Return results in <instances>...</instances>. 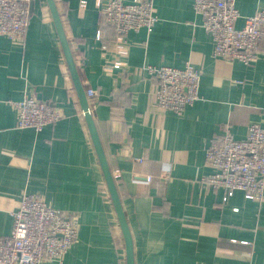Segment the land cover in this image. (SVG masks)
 <instances>
[{
	"label": "crops",
	"instance_id": "crops-1",
	"mask_svg": "<svg viewBox=\"0 0 264 264\" xmlns=\"http://www.w3.org/2000/svg\"><path fill=\"white\" fill-rule=\"evenodd\" d=\"M87 98L132 239L134 264H264V199L202 180L212 139L245 138L264 121V43L246 66L213 56L192 0H153L150 34L130 33L117 53L97 1L53 0ZM127 3L133 0H123ZM24 44L0 36V238L10 234L23 196L76 215L77 241L61 264H125L124 238L46 0H33ZM243 18L264 0H235ZM101 23V24H100ZM100 32V33H99ZM99 33V34H98ZM100 35V37H99ZM121 62L112 76L104 65ZM200 71L199 100L182 114L156 106L143 65ZM33 96L63 113L37 132L16 127L12 102ZM45 264H57L48 262Z\"/></svg>",
	"mask_w": 264,
	"mask_h": 264
},
{
	"label": "built area",
	"instance_id": "built-area-1",
	"mask_svg": "<svg viewBox=\"0 0 264 264\" xmlns=\"http://www.w3.org/2000/svg\"><path fill=\"white\" fill-rule=\"evenodd\" d=\"M32 1L0 0V36L24 44ZM192 6L201 19L202 29L213 41L214 57L239 61L246 66L254 61L264 43V8L244 17L242 27L236 28L241 16L235 0H192ZM97 7L102 24L112 30L111 41L119 54L127 53L130 33L145 30L150 34L158 19L153 0L97 1ZM120 66L119 61L104 65L102 73L112 76ZM141 70L155 81V103L161 110L180 115L200 98V71L190 62L183 68L146 64ZM85 95L90 98L94 91L89 89ZM11 104L17 113L18 129L32 128L39 132L63 118V113L53 104L33 96H24ZM205 162L214 173L202 183L222 189V203L234 192L241 191L245 199L261 204L264 199V121L250 124L242 140L234 139L230 130L224 128L206 148ZM12 217L10 234L0 238V264H61L77 241V216L47 206L39 196H23Z\"/></svg>",
	"mask_w": 264,
	"mask_h": 264
},
{
	"label": "water",
	"instance_id": "water-1",
	"mask_svg": "<svg viewBox=\"0 0 264 264\" xmlns=\"http://www.w3.org/2000/svg\"><path fill=\"white\" fill-rule=\"evenodd\" d=\"M46 3L50 10V13H51V16H52L59 40H60L61 49L64 55V59L66 61V65L70 73L71 81L73 83L80 108L83 112L86 127L88 129V132H89V135L92 141V145L94 147L100 168L102 170L104 181L106 183L108 193H109L112 205L115 209L117 219L119 222V226H120L123 238H124L125 255H126L125 264H134L131 235H130V232H129V229L126 223V219H125V216H124V213H123L120 201H119V197L116 191L114 180L112 178L111 172L106 162V158L104 155V151L102 149V145L100 143V139L98 137V133L96 131V127L94 125L93 119L89 112L88 101L85 95L84 88L82 87L80 83V79H79L78 71H77V68H76V65L73 59V55L71 53L70 47L68 45V41L64 34L61 21L59 18V14L55 7L54 1L46 0ZM32 7H33V2H31L30 4V11Z\"/></svg>",
	"mask_w": 264,
	"mask_h": 264
}]
</instances>
